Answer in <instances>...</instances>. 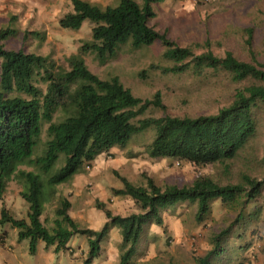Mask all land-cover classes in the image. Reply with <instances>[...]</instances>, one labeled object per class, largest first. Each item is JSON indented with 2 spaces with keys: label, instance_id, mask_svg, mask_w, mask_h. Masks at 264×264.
Masks as SVG:
<instances>
[{
  "label": "trees",
  "instance_id": "1",
  "mask_svg": "<svg viewBox=\"0 0 264 264\" xmlns=\"http://www.w3.org/2000/svg\"><path fill=\"white\" fill-rule=\"evenodd\" d=\"M69 1L71 9L59 16L58 25L77 30L88 20L91 27L90 37L80 40L77 51L64 59L65 65L47 55L5 48L1 41L14 35L16 29L10 25L0 28V198L8 182L15 180L21 186L19 195L28 204L26 219L14 217L2 206L0 227L9 224L17 230L18 241L27 238L29 254L35 253L38 240L59 251L73 236L85 235L88 251L83 264L100 254L101 241L117 227L121 239L116 264H132L149 225L163 226L164 210L188 202L195 206V221L201 222L212 201L219 199L236 214L228 226L212 234L213 246L196 256L193 264H223L232 228L255 215L246 208L262 196L264 175L259 178L241 171L237 181L224 183L203 175L183 185L160 186L145 173L144 184H135L115 171L122 185L112 188L113 195L129 196L137 211L113 213L97 200L96 208L103 211L106 220L98 229L81 227L69 214L70 200L60 196L50 227L41 214L45 204L56 197L58 185L70 181L111 147H125L135 135L151 134L144 144L150 157L174 158L198 166L220 164L227 170L229 161L246 148L264 122V62L253 48L254 26L243 28L246 60L230 50L216 55L210 39L197 44L201 51L196 52L195 47L179 45L159 32L149 20L155 16L153 4L164 0H116L112 5ZM262 20L264 49V12ZM29 34L43 37L37 30L25 32ZM157 40L164 48L162 57L170 63L152 62L138 72L139 78L152 71L222 73L241 83L228 103L213 113L171 114L160 90L150 97L136 96L117 75L101 78L84 61L85 54H93L103 64L121 46L138 49ZM56 114L60 115L57 120ZM44 123L46 138L42 141Z\"/></svg>",
  "mask_w": 264,
  "mask_h": 264
},
{
  "label": "rangeland",
  "instance_id": "2",
  "mask_svg": "<svg viewBox=\"0 0 264 264\" xmlns=\"http://www.w3.org/2000/svg\"><path fill=\"white\" fill-rule=\"evenodd\" d=\"M94 1L101 5L116 3L115 0ZM182 1L154 3L155 16L149 23L179 45L195 47L210 39L211 49L216 55L221 56L225 50H230L237 57L246 60L249 56L243 42V28L253 25V48L258 59L264 62V0ZM70 9L69 0H0V28L10 25L16 29L14 35L1 43L8 49H23L47 55L57 64L65 65L64 59L77 51L80 40L90 37L91 27L88 20H84L77 30L61 28L57 20ZM34 30L39 31L43 37L25 35L26 31ZM163 50L162 44L157 40L150 46L138 49H130L128 45L121 46L116 55L103 64L93 54H85L84 61L101 78L117 75L136 96L146 98L160 90L167 112L171 114L213 113L228 103L234 89L241 84L231 81L222 73L211 74L208 71L201 75L191 71L181 74L152 71L147 77L139 78L138 72L152 62L163 65L170 63L162 57ZM194 50L200 52L201 48L197 46ZM58 118L60 115L56 114L54 119ZM46 126L44 123L42 141L46 138ZM150 138V133L135 135L125 147H111L73 176L74 185H68L72 179L58 185L56 197L45 204V218L42 220L44 224L47 227L52 225L54 209L60 196L70 200L69 212L75 217L91 211L95 216L100 215L105 219L101 209L96 208L97 200L103 202L113 213L126 215L137 211L129 196L113 195L112 188L122 185L115 171L135 184H144L142 173H145L160 186L183 185L203 175L217 178L222 183L237 181L241 171L259 178L264 175V122L246 148L229 161L230 167L227 170L220 164L198 166L174 158L150 157L144 151V144ZM40 151L39 147L37 153ZM22 168L28 169L25 166ZM20 189L21 186L15 180L9 181L0 198V209L4 206L13 216L26 219L28 204L19 195ZM194 212L195 206L188 202H181L164 210L163 226L154 223L149 225L132 264H193L196 256L204 254L213 246L212 234L228 226L236 214L219 199L212 201L210 211L201 222L195 221ZM246 212H255V215L247 216L241 225L232 228L225 243V256L221 258L223 264H264V190L256 203L247 206ZM77 224L87 227L84 221H78ZM120 239L119 230L117 233H108L101 245L103 260L116 264ZM4 242L7 244L5 247ZM1 246L4 250H15L21 256L25 254L32 258L28 253V239L18 241L17 230L9 224L0 227ZM116 248L117 253L114 254ZM94 259L97 263L100 262L99 255Z\"/></svg>",
  "mask_w": 264,
  "mask_h": 264
},
{
  "label": "crops",
  "instance_id": "3",
  "mask_svg": "<svg viewBox=\"0 0 264 264\" xmlns=\"http://www.w3.org/2000/svg\"><path fill=\"white\" fill-rule=\"evenodd\" d=\"M89 1L95 2L94 0H89ZM167 1L169 0H164V2H167ZM192 1H197V0H183L182 2L190 3ZM199 1H202V0H199ZM73 179H72V182L68 183L69 186L75 184V180ZM45 212L46 210H43L41 214V220L43 221L45 218ZM69 214L76 221V223L78 221H84L86 222V226L92 229H98L103 224V222L106 220V217L105 219H102L100 215L95 216L91 211L86 214L80 213L78 214L77 217H75L74 215H71L70 212ZM51 216H53V213H51ZM2 227H5V224ZM118 230L119 229L117 227H113L109 231V234L117 233ZM105 238H107V236ZM104 239L101 241V245L102 243H104L103 242L105 241ZM5 245L7 246V244L4 242V247ZM4 247L3 246L0 247V264H83V260L85 259L87 251H88L87 237L80 235V234L73 236L67 242L66 248L60 249L59 251L54 250V245L46 246L42 240H38L35 253L29 254L32 257L31 259L25 254H22L21 256L20 253L16 252L15 250H13L12 252L8 251V249L4 250ZM102 251L103 250L101 247V251L99 254V260H100L99 263H97L96 260L94 259L97 257L96 256L88 264H115V262L112 263V261H109L107 259L103 260ZM115 252L117 253V248L114 250V254Z\"/></svg>",
  "mask_w": 264,
  "mask_h": 264
}]
</instances>
